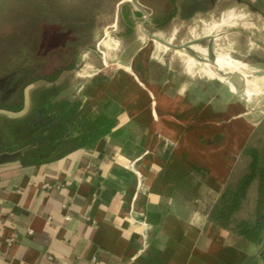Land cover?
I'll list each match as a JSON object with an SVG mask.
<instances>
[{"label": "crops", "instance_id": "0c3cea01", "mask_svg": "<svg viewBox=\"0 0 264 264\" xmlns=\"http://www.w3.org/2000/svg\"><path fill=\"white\" fill-rule=\"evenodd\" d=\"M246 19L230 12L204 32ZM100 44L110 61L86 51L77 82L61 75L26 93L22 110L0 113L21 119L0 124V152L27 151L39 146L25 140L39 134L26 130L38 117L40 92L54 90L52 102L67 105L47 155L0 165V242L15 238L0 244V264H264V237L250 241L214 214L260 121L246 65L218 53L220 70L244 75L215 81L207 62L200 73L152 54L143 60L141 47ZM250 194L238 222L248 220L239 213Z\"/></svg>", "mask_w": 264, "mask_h": 264}, {"label": "rangeland", "instance_id": "374dc122", "mask_svg": "<svg viewBox=\"0 0 264 264\" xmlns=\"http://www.w3.org/2000/svg\"><path fill=\"white\" fill-rule=\"evenodd\" d=\"M34 1L38 0H0V35L8 34L16 29L19 21L18 17L21 15L20 10L29 7ZM57 1L63 6V9L70 10L74 7L77 8L79 13H92L96 16V27L93 30L90 47L80 52L77 64L74 68L76 71L69 72L73 70L71 69L62 73V76L66 75V77L69 78V82L78 81L77 79L79 77L77 73H79L80 68L85 67V63L81 61L82 54L86 51L93 52V57L99 58L100 61L103 62L104 55L100 44L103 39L116 40L118 43V50L126 47V44H130L131 49H135V51H138L140 47L143 48L138 52V54L142 52L141 59L143 60L152 54L155 56L154 59L156 60L160 59V61L164 62L171 61L175 63V65L185 66L189 70L191 67L192 71L206 73L205 61L194 58L195 64L191 65L189 61L190 55L185 51L168 48L158 41L148 38L141 30L144 14H136L138 8L131 0ZM138 1L150 13V19L145 25L150 32L174 44L180 45L189 43L193 46H201L206 52L210 49L215 55L218 53L229 54L246 65L247 75L237 71L234 76L235 78L232 79L239 80L243 74L245 76L244 79H249L256 83L252 94L249 95V102L254 108H259L260 114L257 115V118H259L260 121L250 134L247 146L255 147L260 150L262 165L264 166V0ZM125 10L130 12L129 18L132 22L124 17L123 12H125ZM230 12H242L247 15L246 20L248 25L239 24L230 27L224 26L209 35L204 32V29L208 25L220 22L225 14ZM168 14L173 15L172 21L166 29L159 31L157 29L156 20ZM130 27L133 29V33L128 36L126 33ZM117 51L115 53H117ZM143 53L146 55L145 57H143ZM205 53H200V55L205 56ZM130 54L131 52H126L124 58L128 59ZM105 59L110 61L109 58ZM112 67L113 66L109 65L108 69ZM214 70L217 74L211 73V76L215 81H218L222 73L216 69ZM8 76L4 75L0 77V80H2L0 84L4 85L6 89L9 90L10 85H6V83H8ZM244 83V87L247 88L246 80H244ZM45 85L46 81L44 80L36 81L26 88L25 94H31V92L33 94L34 89L37 90L41 87H45ZM68 87H70V85ZM4 93V90L0 89V96L4 95ZM16 101H18V99H16ZM34 107L35 106H30V111H33ZM2 110L3 109H0V113H3ZM20 120V118L11 120L7 117H2L0 119V124L11 127L17 125ZM243 128L244 126H242V129ZM245 129L246 128H244V130ZM250 160V155L246 154V158L241 157L235 170V177L240 176L244 172V168L248 165ZM256 185L257 181L250 187L251 192L249 191V193L251 194L249 195V200L245 208L239 213L248 220L254 217L253 210L255 207ZM250 216L251 218H249Z\"/></svg>", "mask_w": 264, "mask_h": 264}, {"label": "trees", "instance_id": "16d2710c", "mask_svg": "<svg viewBox=\"0 0 264 264\" xmlns=\"http://www.w3.org/2000/svg\"><path fill=\"white\" fill-rule=\"evenodd\" d=\"M123 13L132 22L130 12L125 10ZM20 14L16 29L0 35V77L9 75L7 80L10 82L9 91L0 96V109L14 112L24 108L25 90L29 85L40 80L54 82L64 71L75 68L80 52L90 47L96 27V16L92 13H79L74 7L63 9L57 0L34 1L29 7L22 8ZM136 14L141 15L142 12L137 10ZM172 19L171 14L157 19V29H166ZM132 33L130 27L126 35ZM210 69L215 71L212 66ZM53 92L43 89L39 94L38 117H33L39 134L25 140L28 144L36 141L39 146L25 151L21 160L24 164H28L37 154L47 155L53 148V141L60 139L53 130L64 126L62 111L67 105L62 101L53 103ZM51 108L60 111V116H46ZM246 154L251 157L250 163L240 176H234L220 197L214 214L223 226L236 224L248 240L259 242L264 237V166L259 149L248 147ZM255 181L257 198L254 217L238 222L234 216L248 198L250 187Z\"/></svg>", "mask_w": 264, "mask_h": 264}, {"label": "water", "instance_id": "95a60500", "mask_svg": "<svg viewBox=\"0 0 264 264\" xmlns=\"http://www.w3.org/2000/svg\"><path fill=\"white\" fill-rule=\"evenodd\" d=\"M134 5L138 8L139 11H141L144 14V19L143 22L141 24V30L143 31V33L145 35H147L148 38L154 40V41H158L160 44L168 47V48H174L176 50H181V51H185L186 53L190 54L191 56H193L196 59L199 60H203L207 63H209L213 69H216L217 71H219L220 73L224 74V75H228V76H232L235 75V72H228V71H222L219 69V67L216 64V55L212 52V50L209 49V51H207L205 54V56L200 55L199 52H197L194 48L192 44L186 43V44H174L171 41H167L162 39L161 37H159L158 35L150 32L146 27V23L149 21L150 19V13L141 5V3L138 0H131ZM211 37V36H210ZM2 81V80H0ZM251 108V107H250ZM252 109V108H251ZM24 148V147H23ZM23 148L18 149V150H3L0 152V165L3 164H8V163H12V162H16V161H20L22 160L23 156H24V151Z\"/></svg>", "mask_w": 264, "mask_h": 264}, {"label": "flooded vegetation", "instance_id": "af4514ba", "mask_svg": "<svg viewBox=\"0 0 264 264\" xmlns=\"http://www.w3.org/2000/svg\"><path fill=\"white\" fill-rule=\"evenodd\" d=\"M158 30H164V29H160V28H158ZM6 85H10V82H8V83H6ZM0 89L1 90H4V95L9 91L8 89H6V87L4 86V85H2V84H0ZM10 89V88H9ZM2 96V95H1ZM6 100V99H5ZM5 100H2V101H5ZM29 124V123H28ZM28 129L26 130L27 132H29V130H32V131H36V129H38L37 127H36V125H35V121H33L32 123H30L29 125H28V127H27ZM248 147V146H247ZM247 147H246V149H247ZM23 148V147H22ZM19 149H21V147L19 148ZM13 150H18V148H15V149H13ZM23 151L25 152V148H23ZM251 161V160H250ZM250 163V162H249Z\"/></svg>", "mask_w": 264, "mask_h": 264}, {"label": "built area", "instance_id": "2783aa9c", "mask_svg": "<svg viewBox=\"0 0 264 264\" xmlns=\"http://www.w3.org/2000/svg\"><path fill=\"white\" fill-rule=\"evenodd\" d=\"M103 53V51H102ZM104 55V54H103ZM46 186H50V185H46ZM7 246H12L15 242V238L13 236H8L5 237L4 241H3ZM3 242H0V244H3Z\"/></svg>", "mask_w": 264, "mask_h": 264}, {"label": "bare ground", "instance_id": "6f19581e", "mask_svg": "<svg viewBox=\"0 0 264 264\" xmlns=\"http://www.w3.org/2000/svg\"><path fill=\"white\" fill-rule=\"evenodd\" d=\"M103 54H104V51H103ZM105 55V54H104ZM105 58H106V55H105Z\"/></svg>", "mask_w": 264, "mask_h": 264}]
</instances>
